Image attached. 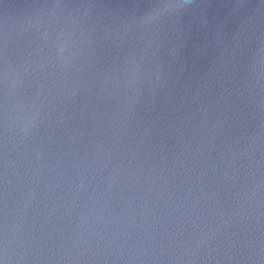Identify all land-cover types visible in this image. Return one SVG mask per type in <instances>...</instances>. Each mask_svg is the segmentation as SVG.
I'll return each instance as SVG.
<instances>
[{"label":"water","instance_id":"water-1","mask_svg":"<svg viewBox=\"0 0 264 264\" xmlns=\"http://www.w3.org/2000/svg\"><path fill=\"white\" fill-rule=\"evenodd\" d=\"M0 264H264V0H0Z\"/></svg>","mask_w":264,"mask_h":264},{"label":"clouds","instance_id":"clouds-1","mask_svg":"<svg viewBox=\"0 0 264 264\" xmlns=\"http://www.w3.org/2000/svg\"><path fill=\"white\" fill-rule=\"evenodd\" d=\"M181 7V5L179 3H166L164 5H162L159 9L155 10L154 13L152 14V16L149 17V19H153L156 16H159L160 14H162L163 12H167L170 9H176ZM62 51V49H61Z\"/></svg>","mask_w":264,"mask_h":264}]
</instances>
